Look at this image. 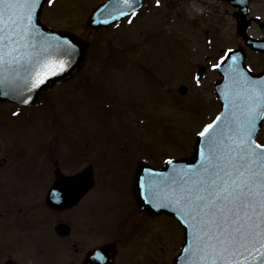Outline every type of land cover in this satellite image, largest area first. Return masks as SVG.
<instances>
[{"label":"rangeland","instance_id":"obj_1","mask_svg":"<svg viewBox=\"0 0 264 264\" xmlns=\"http://www.w3.org/2000/svg\"><path fill=\"white\" fill-rule=\"evenodd\" d=\"M103 1L54 0L44 5L41 20L46 26L72 30L89 43L87 62L77 76L47 93L37 106L0 103V150L16 160L12 167L0 169V204L8 195L41 190L56 144L67 155L77 152L88 138L123 144L136 139L143 157L152 154L160 162L190 153L197 133L219 111L214 92L219 74L211 64L218 63L227 49L242 44L235 7L225 0H161L159 5L149 0L135 16L107 28L88 29L89 14ZM251 13L264 18V0H252ZM252 32L260 35L257 28ZM202 65L206 71L197 84L195 74ZM181 84L188 86L185 95L178 92ZM88 159L82 150L74 163L61 159L60 165L78 169ZM20 171L32 179L21 177ZM100 213L98 221H109L105 211ZM156 225L154 263L170 264L182 244L183 230L166 215L159 216ZM37 234L21 238L0 234V248L21 246L23 254L14 250L13 257L22 260L24 255L33 261L32 256L40 257ZM47 238L53 243L47 246L44 261L57 258V240L51 234ZM136 247L139 253L143 250L141 242ZM6 253L0 249V263L7 259ZM38 261L42 264L41 258ZM134 262L147 264L141 256Z\"/></svg>","mask_w":264,"mask_h":264},{"label":"snow or ice","instance_id":"obj_2","mask_svg":"<svg viewBox=\"0 0 264 264\" xmlns=\"http://www.w3.org/2000/svg\"><path fill=\"white\" fill-rule=\"evenodd\" d=\"M44 2L51 5L54 0ZM122 3L136 15V0ZM37 8H42L41 0H0V73L27 65L25 88L29 93L63 72L68 67L64 57L70 60L76 51L68 38H58L56 56L35 48L33 32L43 36L32 23ZM232 52L227 49L219 57L220 63L211 67L220 68ZM195 80L200 83L198 74ZM234 84L239 89L235 99H226L225 111L198 133L206 146L200 150L199 167L173 172L156 183L151 179L153 170L145 169L148 175L140 179L152 192V206L174 208L191 230L190 246L182 249L188 254L186 264H247L252 252L264 255V143L256 140L258 122L264 121V80L237 72ZM30 100L31 95L22 103ZM86 179L83 172L67 174L58 183L71 190ZM97 255L103 259L102 254Z\"/></svg>","mask_w":264,"mask_h":264},{"label":"flooded vegetation","instance_id":"obj_3","mask_svg":"<svg viewBox=\"0 0 264 264\" xmlns=\"http://www.w3.org/2000/svg\"><path fill=\"white\" fill-rule=\"evenodd\" d=\"M251 15L258 20L252 21L248 29L249 35L261 39L264 37L261 27L264 18L259 14L251 13ZM254 28L258 29L260 35L252 32ZM246 65L253 74L264 72V51L255 50L252 45L247 46ZM219 78L220 76L217 79ZM131 140L133 141L124 144L123 142L97 143L94 142L96 140L88 138L81 143L77 152L71 151L67 155L62 154L59 144H56L55 152L47 160L45 183L41 190L36 194L32 192L12 197L8 195L6 202H1L0 234L4 233L5 237H13L14 234L21 238L28 233H38V241L35 244L40 254L38 259L41 258L42 264H82L88 255L98 248L103 249L100 252L103 259L93 255L92 264H136L134 259L139 256L144 258L147 264H155L158 234L156 220L163 214L154 216L144 213L137 205L132 184L136 166L140 161H148L151 164L158 162L152 159V154L143 157L141 143L136 139ZM257 141L264 143V121L257 135ZM82 150L84 155L89 156L82 167L67 170L60 165L61 159L74 163L79 151ZM13 163H16V160L0 150V169L12 167ZM87 165L93 167L95 178L93 187L68 207L49 206L46 196L57 180L56 172L61 171L65 175L75 174ZM20 173L21 177L32 179L31 174L23 171ZM100 211L108 214L109 221H98ZM50 234L57 240L54 247L57 258L44 261L43 256L46 254L47 246L53 243L47 238ZM140 242L141 245L143 244V250L139 253L136 246H139ZM0 249L7 252V259L2 262L10 260L18 264H39L35 256H32L34 259L29 262L24 255L22 260L13 257L14 250L23 254L24 249L21 246H5Z\"/></svg>","mask_w":264,"mask_h":264},{"label":"water","instance_id":"obj_4","mask_svg":"<svg viewBox=\"0 0 264 264\" xmlns=\"http://www.w3.org/2000/svg\"><path fill=\"white\" fill-rule=\"evenodd\" d=\"M227 1L233 6L239 8V10L235 13L238 22V33L243 36L246 43L252 45L255 49L264 50V39L253 40L247 35V28L249 27L251 21V16L249 15L250 0ZM45 3L46 2H44V0H41L42 8H37L33 13V26L35 29H39L40 32L43 33V36H40L37 32H33L32 43L35 48L37 50L47 49L45 54L56 56L58 50V38H68L76 45V51L70 60H68L67 57H64V59L68 61V67L65 68L63 72H60L55 76H51L43 85L32 90L31 93H29V91L25 88V82L27 80V65L24 67H18L15 71L6 70L4 73H0V101H9L22 105H33L42 94L63 81H67L72 78L84 65L87 53V42L72 31L53 29L43 24L41 21V13ZM146 3L147 0H136L133 7L137 10ZM131 11L132 9L123 4L122 0H107L92 11L88 18L87 26L93 30L109 26L131 14ZM121 13H124V15H121ZM262 27L264 29V22H262ZM245 58L246 54L244 48L239 47L234 49L230 56L221 64V67L217 69L223 76L222 79L216 81L215 83V93L221 103V109L217 115L225 111L226 99L228 101L234 100L235 95L239 91L234 84V81L237 79V72L246 73V75L253 80H264V72L260 74H253L249 71L244 62ZM204 70V67L200 68L198 73L199 78H201ZM187 90L188 88L186 85L182 84L178 87V92L182 95H185ZM29 95H31V100L26 104L22 103V100L28 98ZM228 108L229 110L232 109L231 103H228ZM261 125L262 121L258 122V132ZM202 147L206 148L204 138L197 135L194 141L193 150L189 155L172 158L171 163L168 162L169 159H166L161 165H151L148 162L141 161L138 163L134 174L132 189L139 208L149 215H158L162 213L168 214L174 217L183 226L185 242L180 252L176 255L173 264H186L185 258L188 254L183 252L182 249L190 246L189 233L191 230L186 229V226L183 225L174 208L153 207L152 203L149 202L153 199L152 192L149 190L148 185H141L140 179L147 177L148 174L144 171L145 169L153 170L154 175L151 179L153 183H156L173 172H180L181 170L187 171L190 167L198 168L201 162L200 150ZM82 172L86 175V182L71 190L66 189L64 185L58 183L59 177L62 175L57 174L58 179L55 182L56 184L53 185L49 191L47 203L50 206L58 208L68 207L74 203L75 199L78 200L80 196L94 183L93 170L90 166L75 175H79ZM160 194L162 195L163 192L161 191ZM102 250V248H98L92 251L82 264H92L91 257L102 252ZM3 264L17 263L8 261ZM247 264H264V255H260L258 252H252L250 255H247Z\"/></svg>","mask_w":264,"mask_h":264}]
</instances>
